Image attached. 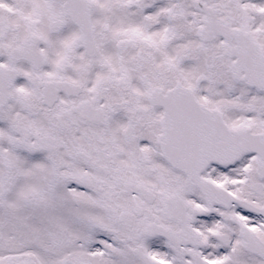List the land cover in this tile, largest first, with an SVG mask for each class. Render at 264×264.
<instances>
[{"label":"snow or ice","instance_id":"obj_1","mask_svg":"<svg viewBox=\"0 0 264 264\" xmlns=\"http://www.w3.org/2000/svg\"><path fill=\"white\" fill-rule=\"evenodd\" d=\"M0 264H264V0H0Z\"/></svg>","mask_w":264,"mask_h":264}]
</instances>
